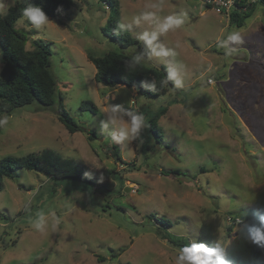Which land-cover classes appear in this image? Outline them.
<instances>
[{"label":"rangeland","instance_id":"obj_1","mask_svg":"<svg viewBox=\"0 0 264 264\" xmlns=\"http://www.w3.org/2000/svg\"><path fill=\"white\" fill-rule=\"evenodd\" d=\"M17 1L0 0V14ZM117 1L124 29L142 45L128 52L167 67L180 91L147 98L96 82L89 57L120 50L103 32L110 8L102 0H74L39 26L20 19L27 50L51 44L57 93L97 139L71 134L56 110L33 103L0 116V159L52 149L97 172L99 184L23 169L4 179L0 264H177L183 248L169 241L198 245L208 215L220 219L216 247L225 250L241 227L229 238L228 217L248 226L264 213V5L238 28L200 0ZM167 17L182 23L165 31ZM235 32L240 42L230 40ZM86 101L99 111L82 110ZM161 107V144L153 139L145 152L136 132L121 136L120 123L140 118L143 128ZM172 170L186 176L163 174Z\"/></svg>","mask_w":264,"mask_h":264},{"label":"trees","instance_id":"obj_2","mask_svg":"<svg viewBox=\"0 0 264 264\" xmlns=\"http://www.w3.org/2000/svg\"><path fill=\"white\" fill-rule=\"evenodd\" d=\"M110 8V14L103 32L120 48L102 57L90 56L89 60L96 67L95 80L112 91L118 87L137 89L139 95L154 98L171 91L179 92L171 71L165 67H156L144 63L130 54L132 47L142 48L140 41L128 33L120 20V4L117 0H102ZM264 0H261V4ZM74 0H18L10 6L4 14H0V116L13 115L17 110L39 104L43 108L57 111L59 121L71 133L78 132L89 135L90 140H96L97 134L93 130L81 127L70 115L65 107L63 98L57 93V81L52 71L51 44L35 42L34 50L26 49L28 34L17 29L16 25L22 19L24 9L39 7L49 18H59L69 11ZM255 9V7H254ZM231 16V24L241 28L254 12ZM172 105V104H170ZM82 110L97 113L99 110L93 102L86 101ZM168 111V107H161L147 118L145 127H141L135 134L134 140L140 141L145 152L153 149L152 140L157 144L163 141V135L158 128V122ZM38 171L46 174L52 180L79 179L90 185H98V174L91 171L85 164L73 158L64 157L55 150L44 149L41 153H30L24 157L6 156L0 159V193L4 189V179L13 178L18 170ZM164 175H184L179 171L164 172ZM120 175L113 170L103 171V176ZM110 184L102 182L103 189L111 190ZM1 216V215H0ZM170 224L169 221H164ZM244 224V221H243ZM242 224V225H243ZM239 227L232 241L224 250L227 264H264L263 246L255 244L249 237L248 226ZM221 226L220 219L208 215L200 227L198 245L210 248L216 247L217 235ZM237 227V226H236ZM233 226L228 227L227 235L232 237ZM168 240L167 237H164ZM181 248L186 246L169 241Z\"/></svg>","mask_w":264,"mask_h":264},{"label":"clouds","instance_id":"obj_3","mask_svg":"<svg viewBox=\"0 0 264 264\" xmlns=\"http://www.w3.org/2000/svg\"><path fill=\"white\" fill-rule=\"evenodd\" d=\"M23 16L38 26L48 22L47 16L39 7H28L24 9ZM181 23V21L174 17H167L164 30L167 31L170 27H178ZM229 38L233 42L241 41L239 32L233 33ZM112 123L117 124L118 122L113 120ZM142 123L143 121L140 118H134L130 125L120 123L118 126L121 128V136L126 138L129 132H137L141 128ZM36 227L40 228L41 225L38 224ZM247 232L255 244L264 246V213L255 217L249 223ZM177 264H227V261L224 258V250L222 248L191 245L181 250Z\"/></svg>","mask_w":264,"mask_h":264},{"label":"built area","instance_id":"obj_4","mask_svg":"<svg viewBox=\"0 0 264 264\" xmlns=\"http://www.w3.org/2000/svg\"><path fill=\"white\" fill-rule=\"evenodd\" d=\"M200 3L214 12L228 17L229 19L235 13H249L254 7L261 3V0H200ZM264 3V1H263ZM264 5V4H263ZM208 83H214L212 79ZM227 221L231 226L236 227L243 224V220L239 218L228 217Z\"/></svg>","mask_w":264,"mask_h":264},{"label":"crops","instance_id":"obj_5","mask_svg":"<svg viewBox=\"0 0 264 264\" xmlns=\"http://www.w3.org/2000/svg\"><path fill=\"white\" fill-rule=\"evenodd\" d=\"M264 8V7H263ZM254 13V12H253ZM257 17V16H256ZM242 220V219H241ZM264 248V247H263ZM263 256H264V253H263Z\"/></svg>","mask_w":264,"mask_h":264},{"label":"water","instance_id":"obj_6","mask_svg":"<svg viewBox=\"0 0 264 264\" xmlns=\"http://www.w3.org/2000/svg\"><path fill=\"white\" fill-rule=\"evenodd\" d=\"M137 91H138V88H137Z\"/></svg>","mask_w":264,"mask_h":264}]
</instances>
